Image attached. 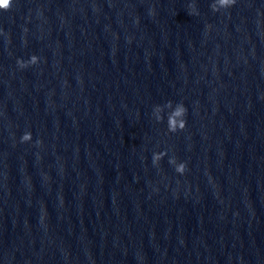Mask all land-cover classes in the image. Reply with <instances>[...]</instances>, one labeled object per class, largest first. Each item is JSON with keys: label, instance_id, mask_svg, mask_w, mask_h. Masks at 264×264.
Segmentation results:
<instances>
[{"label": "clouds", "instance_id": "9594fccd", "mask_svg": "<svg viewBox=\"0 0 264 264\" xmlns=\"http://www.w3.org/2000/svg\"><path fill=\"white\" fill-rule=\"evenodd\" d=\"M236 3V0H213V3L210 5L211 9L214 12L219 11L220 9H227L233 6ZM13 4V0H0V11H8ZM191 14H198V11L195 7V4L189 5ZM39 58L36 55L30 57L28 61L17 60V64L20 68H26L29 65L38 63ZM166 107L172 108V102L169 101ZM159 108V106H157ZM186 114L187 109L182 103H177L173 108L172 112L168 115L167 126L168 131L175 133L178 130H183L186 127ZM158 120L162 117H157ZM32 139L31 132H25L21 137V142H29ZM166 153H154L153 154V164L156 165L163 158V155ZM169 163L175 165V170L179 174H183L186 171V164L184 162L177 163L175 159H171Z\"/></svg>", "mask_w": 264, "mask_h": 264}]
</instances>
